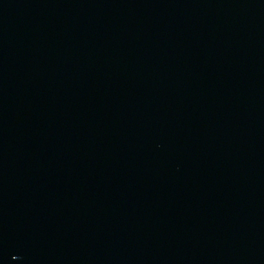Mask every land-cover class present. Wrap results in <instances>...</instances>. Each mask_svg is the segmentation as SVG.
Returning <instances> with one entry per match:
<instances>
[{
	"label": "water",
	"instance_id": "95a60500",
	"mask_svg": "<svg viewBox=\"0 0 264 264\" xmlns=\"http://www.w3.org/2000/svg\"><path fill=\"white\" fill-rule=\"evenodd\" d=\"M0 264H264V0H0Z\"/></svg>",
	"mask_w": 264,
	"mask_h": 264
}]
</instances>
